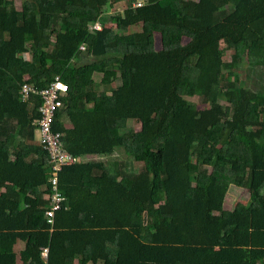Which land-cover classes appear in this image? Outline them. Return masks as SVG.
I'll return each mask as SVG.
<instances>
[{"label": "trees", "instance_id": "16d2710c", "mask_svg": "<svg viewBox=\"0 0 264 264\" xmlns=\"http://www.w3.org/2000/svg\"><path fill=\"white\" fill-rule=\"evenodd\" d=\"M56 77L69 91L53 131L82 162L59 174L51 230L42 100L20 89ZM117 151L139 170L95 160ZM238 179L249 201L227 210ZM0 186V264H264V0H0Z\"/></svg>", "mask_w": 264, "mask_h": 264}, {"label": "built area", "instance_id": "2783aa9c", "mask_svg": "<svg viewBox=\"0 0 264 264\" xmlns=\"http://www.w3.org/2000/svg\"><path fill=\"white\" fill-rule=\"evenodd\" d=\"M141 6V3L136 4ZM102 25L99 21L90 26V31H101ZM85 50V46L80 47ZM28 77H25L27 79ZM68 85L56 77L47 87L38 90L33 84L24 82L20 89L21 101L32 103L36 97L41 98V104L38 107L39 118L36 120V136L44 150L48 153V163L51 168L49 182L51 184L50 192L47 193L46 199L49 205L45 211L47 224L53 230L55 225L56 214L62 209L66 197L59 190V174L65 167L82 162V158L77 157L67 151L65 148L62 134L53 131V124L56 114L64 105V99L68 95ZM49 247L41 248V256L47 261Z\"/></svg>", "mask_w": 264, "mask_h": 264}, {"label": "rangeland", "instance_id": "374dc122", "mask_svg": "<svg viewBox=\"0 0 264 264\" xmlns=\"http://www.w3.org/2000/svg\"><path fill=\"white\" fill-rule=\"evenodd\" d=\"M16 6L17 8H21V0H16ZM127 5L125 3V1L119 2L117 4H114L113 6L108 5L105 8V14L108 16L111 15H116L119 13H122L125 9H126ZM109 26H111L112 28H116V25L111 22L109 24ZM140 26H135V27H131L129 29L128 33H133L136 31L140 30ZM189 42V39L184 38L183 43L186 44ZM162 47L161 44V37L160 35H156V49H160ZM221 47L225 48V44L221 43ZM225 56H224V61L229 63L232 60V54L234 53L232 50H225ZM24 57H33V54L31 53H25L23 54ZM249 64L247 62V60H244L243 64L241 65V67L237 70V73L241 76V80L244 86H247L249 88H251L252 90L256 89V85H253V83L258 80V77H254V74L249 71L248 69ZM249 71V72H248ZM226 75L228 74V71H225ZM231 79V77H229ZM95 79L97 81H99L101 79V75L96 74L95 75ZM229 79V80H230ZM117 84H113V87H115ZM192 102L196 103L198 105L199 109H205L208 108L209 105L207 104H203L199 97H194L190 99ZM221 104L224 107L228 106V103L225 100H221ZM66 123H68L67 120H65ZM129 126L135 127V130H139L140 126L139 124H134L133 122H130L128 124ZM95 160H99V161H103L105 163H115V162H126L129 166L134 168V171H138L139 168L141 167L142 163H133L131 162L130 158L123 152V151H117L114 155H110V156H105V157H100V158H95ZM125 186H128L130 184L131 181L126 180V179H120ZM241 179H238L236 185H232L230 188V192L227 196L226 199V203H225V208L227 210H231L234 208L235 205H237L238 203H243L246 204L249 201V197H250V191L245 189L242 184H241Z\"/></svg>", "mask_w": 264, "mask_h": 264}, {"label": "crops", "instance_id": "0c3cea01", "mask_svg": "<svg viewBox=\"0 0 264 264\" xmlns=\"http://www.w3.org/2000/svg\"><path fill=\"white\" fill-rule=\"evenodd\" d=\"M28 58V57H27ZM31 58V57H30ZM67 124V126H70V124L69 123H66ZM6 191V189H5V187H2V186H0V195L1 194H3L4 192ZM46 196H47V194L46 195H43V199H46ZM31 197H34V196H31ZM47 200V199H46ZM2 217V216H1ZM24 249H25V242H19L17 245H16V247H15V250H16V252L18 253V254H20V252H22V251H24ZM19 259H18V261H17V263L16 264H25L23 261H21V259H20V257H18ZM32 260H30L29 262H27L26 264H35V262L34 261H32ZM72 264H80V262H79V259H75L73 262H72Z\"/></svg>", "mask_w": 264, "mask_h": 264}]
</instances>
